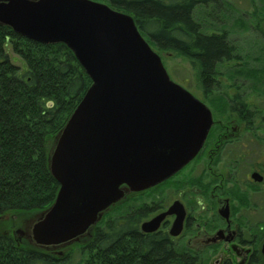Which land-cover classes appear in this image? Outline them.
<instances>
[{
  "label": "water",
  "instance_id": "1",
  "mask_svg": "<svg viewBox=\"0 0 264 264\" xmlns=\"http://www.w3.org/2000/svg\"><path fill=\"white\" fill-rule=\"evenodd\" d=\"M0 25L36 43L66 45L93 82L50 153L60 189L24 233L36 246L78 241L127 189L155 187L199 154L212 114L172 81L130 15L93 0H0ZM174 213L177 235L185 217L180 202L143 231Z\"/></svg>",
  "mask_w": 264,
  "mask_h": 264
},
{
  "label": "trees",
  "instance_id": "2",
  "mask_svg": "<svg viewBox=\"0 0 264 264\" xmlns=\"http://www.w3.org/2000/svg\"><path fill=\"white\" fill-rule=\"evenodd\" d=\"M225 0H107L131 15L147 42L161 52L184 58L197 70L209 93L217 67L237 60L227 32L206 33L195 19L199 6L221 9ZM27 65H14L7 53ZM153 48V47H152ZM92 80L63 44L30 41L0 25V222L9 215L47 210L60 185L49 169L55 137L84 98ZM245 111L243 104L233 107ZM145 208L112 218L95 228L93 239L80 247L79 264H172L167 241L143 238L137 230ZM0 264H74L71 253L18 244L0 230ZM188 264V263H184Z\"/></svg>",
  "mask_w": 264,
  "mask_h": 264
},
{
  "label": "flooded vegetation",
  "instance_id": "3",
  "mask_svg": "<svg viewBox=\"0 0 264 264\" xmlns=\"http://www.w3.org/2000/svg\"><path fill=\"white\" fill-rule=\"evenodd\" d=\"M235 103L243 104L245 111L241 112V107L233 111L232 107L234 121L221 128L212 113L213 126L203 148L187 167L155 189L139 194L127 190L125 205L168 186L174 195L173 203L183 204L185 217L180 229H175L177 235H173L178 218L176 213L167 215L153 232L146 233L142 228L145 222L166 213L173 203L167 206L158 201L150 205L145 200L144 205L152 209L150 213L153 215L139 219L137 225L143 238L167 241L168 248L176 257L172 264H209L213 259L214 264H264V221L254 222L256 214L264 208L253 205L254 198L264 194V144L253 128L255 118L249 104ZM255 151L259 162L252 163L242 176L241 167L245 159ZM201 163L203 170L198 176H193ZM179 177L182 179L178 180ZM243 183L246 190L242 189ZM192 198L198 199L199 205H205L203 211L198 213L197 209L190 207ZM260 201L264 203V196ZM16 233L20 234L19 241L13 234L18 244L27 239L22 229Z\"/></svg>",
  "mask_w": 264,
  "mask_h": 264
},
{
  "label": "rangeland",
  "instance_id": "4",
  "mask_svg": "<svg viewBox=\"0 0 264 264\" xmlns=\"http://www.w3.org/2000/svg\"><path fill=\"white\" fill-rule=\"evenodd\" d=\"M93 1L107 4V0ZM224 3L225 6L218 10L212 7L204 8L199 6L195 11V19L203 31L210 34L218 32H227L229 34L238 57L237 60L223 63L217 67V72L214 76L215 81L209 93H206L201 87L198 80V72L190 62L175 53L159 51L153 43L152 47L162 58V62L172 80L202 101L214 114L216 124L220 128L234 121L231 116L233 113L231 108L235 106L234 102L248 103L251 108L250 112H253L255 118L253 128L257 130L256 135L259 141L264 144V0H225ZM7 53L13 64L21 69V73H24L27 70V65L24 60L14 54L10 45L7 46ZM58 135L54 139L53 147ZM254 162H259L257 151L253 155H248L245 159L246 164L244 163L241 167L242 176ZM203 168L204 165L201 163L195 168L193 176H198ZM180 179L182 178L179 177L178 180ZM241 180L244 179L241 178ZM245 186L243 183V190H246ZM262 196L264 194H258L254 198L253 205L256 208H264V203L260 201ZM173 197L174 195L169 186L151 191L146 196L135 199L129 204L121 203L120 206L118 205L107 213L99 225L112 218L124 216L131 211L143 208L150 215L152 209L144 205L143 202L145 200L150 205L159 201L161 204L169 206L174 201ZM190 204V207L197 209L198 213L205 208V205L198 204V199L192 198ZM44 211L29 215H9L0 222V230L14 234L19 241L20 234L16 233V231L18 229H22L24 232L30 231ZM263 221L264 209L261 213L256 214L254 218V222ZM94 231L95 227L80 237L78 241H72L56 247V249H51L65 254L71 253L74 264H79L84 259L79 249L92 241ZM20 244L40 248L32 243L29 238L24 239ZM209 264H214V259Z\"/></svg>",
  "mask_w": 264,
  "mask_h": 264
}]
</instances>
